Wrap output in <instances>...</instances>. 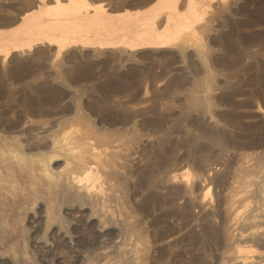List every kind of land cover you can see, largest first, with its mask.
Listing matches in <instances>:
<instances>
[{
  "label": "rangeland",
  "instance_id": "1",
  "mask_svg": "<svg viewBox=\"0 0 264 264\" xmlns=\"http://www.w3.org/2000/svg\"><path fill=\"white\" fill-rule=\"evenodd\" d=\"M52 2L0 0V264H264V0H158L111 46L15 29Z\"/></svg>",
  "mask_w": 264,
  "mask_h": 264
},
{
  "label": "crops",
  "instance_id": "2",
  "mask_svg": "<svg viewBox=\"0 0 264 264\" xmlns=\"http://www.w3.org/2000/svg\"><path fill=\"white\" fill-rule=\"evenodd\" d=\"M84 4L87 11L77 17L70 18L68 22L67 12L71 6L70 0H60L59 3L53 0L52 4H37L36 8H31L22 13L15 29H25L27 20L30 19L33 20L31 22L33 28L40 26V28L38 27L37 38L41 40L37 41L36 44H50L52 42L57 46V44L67 45L69 40L77 41L67 45V47H71L81 45L80 38L84 37L85 42L90 40L94 44L102 43L111 46L118 44L120 39L129 37L128 32L114 34L113 28L133 27L136 20L144 19L151 14L158 5V0H84ZM50 9L61 10L63 17L43 16V13L51 11ZM102 27L108 29V32L103 33L102 39L98 41L97 30ZM80 30L81 32L84 30L86 33L81 34Z\"/></svg>",
  "mask_w": 264,
  "mask_h": 264
},
{
  "label": "bare ground",
  "instance_id": "3",
  "mask_svg": "<svg viewBox=\"0 0 264 264\" xmlns=\"http://www.w3.org/2000/svg\"><path fill=\"white\" fill-rule=\"evenodd\" d=\"M101 16H102V14H101ZM101 16H100V17H101ZM100 21H101V20H100ZM125 29H126V27H125ZM133 30H134V29H133ZM68 32H69V31H68ZM68 32H67V33H68ZM158 33H159V32H158ZM138 34H139V33H138ZM149 35H150V34H149ZM149 35L146 34L145 36H143V35H142V36H141V35H140V36H136V37H134V41H133V42H134V43H142V44H149V43H152V42L155 41V40H154L153 38H149ZM62 37H63V36H62ZM62 37H61V38H62ZM151 37H154V36H151ZM65 39H66V38H65V36H64V40H65ZM131 40H132V39H131ZM131 40H130V41H131ZM89 41H90V40H89ZM154 43H155V42H154ZM160 43H161V42H160ZM162 43H163V42H162ZM162 43H161V44H162ZM86 44H87V43H86ZM90 44H91V43H90ZM99 45H102V44H99ZM104 45H105V44H104ZM159 45H160V44H159ZM92 46H93V45H92ZM96 47H97V46H96ZM103 47H104V46H103ZM105 47H106V46H105ZM83 48H84V47H83ZM94 48H95V47H94ZM98 48H99V47H98ZM100 48H101V47H100ZM110 48H111V47H110ZM102 49H103V48H102ZM106 49H107V47H106ZM104 50H105V49H104ZM54 156H55V155H54ZM54 156H53V157H54ZM54 159H55V158H54ZM67 162H68V161H67ZM66 165H67V163H66ZM67 168H68V167H67Z\"/></svg>",
  "mask_w": 264,
  "mask_h": 264
}]
</instances>
